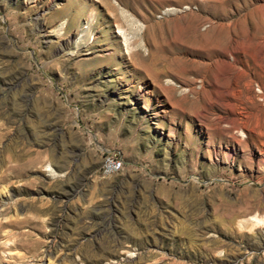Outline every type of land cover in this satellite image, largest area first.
Returning a JSON list of instances; mask_svg holds the SVG:
<instances>
[{"label": "rangeland", "instance_id": "obj_1", "mask_svg": "<svg viewBox=\"0 0 264 264\" xmlns=\"http://www.w3.org/2000/svg\"><path fill=\"white\" fill-rule=\"evenodd\" d=\"M49 263L264 264V0H0V264Z\"/></svg>", "mask_w": 264, "mask_h": 264}, {"label": "built area", "instance_id": "obj_2", "mask_svg": "<svg viewBox=\"0 0 264 264\" xmlns=\"http://www.w3.org/2000/svg\"><path fill=\"white\" fill-rule=\"evenodd\" d=\"M122 166L121 159L114 153L108 152L102 160L101 172L103 175L116 173Z\"/></svg>", "mask_w": 264, "mask_h": 264}, {"label": "bare ground", "instance_id": "obj_3", "mask_svg": "<svg viewBox=\"0 0 264 264\" xmlns=\"http://www.w3.org/2000/svg\"><path fill=\"white\" fill-rule=\"evenodd\" d=\"M48 170H50V167L48 166L47 168H46V171H48ZM259 220V219H258ZM123 254H124V256L125 257H127V258H130V257H132V255H133V253H131V252H129V251H123L122 252ZM106 256L108 257V259H110V260H112V259H114L116 256H117V252H115V251H112V252H107V254H106ZM111 263V262H110ZM50 264V263H49Z\"/></svg>", "mask_w": 264, "mask_h": 264}]
</instances>
